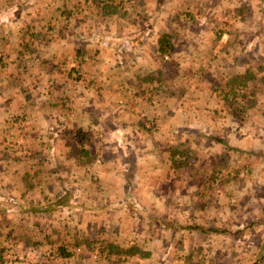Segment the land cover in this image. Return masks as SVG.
Here are the masks:
<instances>
[{
    "label": "rangeland",
    "instance_id": "374dc122",
    "mask_svg": "<svg viewBox=\"0 0 264 264\" xmlns=\"http://www.w3.org/2000/svg\"><path fill=\"white\" fill-rule=\"evenodd\" d=\"M17 1L0 0V14L5 4ZM31 2L34 0H29ZM244 2L232 0L220 14L216 6L214 14L217 18L208 23L198 15L188 21L166 18L159 27L148 22L146 25L150 30H165L174 35L176 52L164 59L158 53L153 68L134 67V72H128L126 69L134 66L129 62L131 65L119 73L133 76L132 87L114 94L101 93L108 105L97 116L95 110L99 111L97 107L105 102L100 105L99 98L92 97L95 102L89 103L86 94H91V88L97 86L100 78H108L117 72L109 66H101L100 61L110 59L112 53L120 59L124 57L123 62L125 56L134 55L128 54L132 47L127 46V41L118 42L112 35L115 32L106 27L111 26L117 31L122 22L129 27L132 24L130 18L97 23L92 26L97 30H85L86 35L62 33L38 38L43 37L44 41L54 44L51 54L45 50V55L56 56L63 48L66 54L61 76L65 75L67 80L62 104L68 111L65 115L68 125L60 146L54 148L55 155L64 161L55 164V170L66 172L65 187L74 191L86 190L87 199L92 201L95 210L81 211L83 214L91 211L96 213V218L97 215L101 218L106 213L103 211L108 212L110 226H95L98 229L96 237L100 238L98 245L100 242L105 245L102 237H106L121 246L136 244L152 252L149 259H133L123 264H256L264 256V34L250 37L241 34V29L250 27V20L245 18V21L235 22L233 15L229 16L235 15V9L241 8L237 4ZM248 2L244 11L247 10V14L249 11L250 16L254 8L249 7ZM100 3L103 1H99L98 6ZM160 4L165 8L172 5L166 0L160 3L146 0V13H154ZM10 23L5 20L3 30L0 25V53L10 55L7 61L16 58L10 42L22 36L15 37ZM74 26L75 19L72 18L67 27ZM213 28L217 32L229 31L219 35L213 33ZM80 37L101 46V51L92 48L78 56L77 44L85 43ZM3 40L8 44L4 45ZM221 44L224 47L217 51L216 47ZM211 46H214L212 52H200L192 67L186 65L195 48L200 51ZM24 52V56L20 55L23 58L27 56V50ZM147 54L140 55L146 57ZM35 63H10L4 71L0 69V75L6 77L13 92L18 91L19 86L29 90L33 82L41 90L47 87L50 91L58 92V88L62 91V85L52 79L51 71H46V76L39 82L36 76L27 77ZM259 65L262 71H257ZM56 69L58 67H51V70ZM233 77L242 78V86L237 88V84H230ZM93 80H96L94 84L91 83ZM114 85L117 87L116 83ZM103 86L113 87L110 83ZM227 93H230L228 100ZM92 106L96 109L91 110ZM27 110V106H20L19 114L12 113L9 119L19 116L20 126H13L11 132L1 134L0 131V136L14 137L8 143L13 145L12 158L20 159L15 165L22 166L21 170L39 172L38 176L42 178L44 169L41 166L48 168L46 161L52 162V157L47 155V150L36 149L39 160L30 159L29 153L22 150L28 149L23 147L22 137L26 139L23 135L29 136L31 127L36 130L37 121L33 122L32 115L42 117L35 113L29 115ZM73 110L75 113L71 112ZM123 123L127 126L121 130ZM91 125L95 129L92 128L88 136ZM77 131L87 135L90 145L84 142L83 147L87 153L81 151L80 142L75 145ZM40 134V131L34 133L33 138ZM75 147L79 149L78 155L73 152ZM33 160L42 163L29 169L28 162L33 166ZM50 181L53 183V179ZM40 185L42 183L37 181L36 191H30V198L41 200L49 194H44ZM125 190L126 194L121 196ZM75 196L69 192L65 197H53L52 214L47 216L42 212L43 208L23 207L14 194H0V264H66L62 252L58 251L60 243L57 241L72 240L68 242V251L72 255L81 247L73 241L83 231L74 224L79 212L74 209L64 211L63 208L74 203ZM64 222L69 225H63ZM85 231L87 234L89 228ZM250 243L256 247L249 248ZM67 264L76 262L71 259ZM81 264L96 262L87 260ZM260 264H264V260Z\"/></svg>",
    "mask_w": 264,
    "mask_h": 264
},
{
    "label": "crops",
    "instance_id": "0c3cea01",
    "mask_svg": "<svg viewBox=\"0 0 264 264\" xmlns=\"http://www.w3.org/2000/svg\"><path fill=\"white\" fill-rule=\"evenodd\" d=\"M18 1H17L18 3L11 2L9 4H5L4 5L5 9H3L2 14H0V18H2V24H0L2 26V30L5 24V20H7L8 22L10 21L12 23L11 31L15 33V37L18 36V34L22 35L19 40L14 39V41L10 42L13 44L9 45L12 46L14 49L15 57H16L15 59L11 61H7L6 58L10 55H6L5 53H0V69L1 71H4L5 68L8 67V64L10 63H16V62L30 63L31 61L36 62L35 64H32V68H30V66L28 65V68L30 69L27 72V77L30 78L31 76L34 77L36 76L37 82H39L40 80L44 79V77L46 76V71H51L53 75L52 79L56 80L57 85H62V91L60 88H58V92L50 91L47 90V87L41 90L39 89V87H37L38 84L33 82L32 84L30 83L29 90L23 88L22 86H19L20 88H23V90L22 89L20 90V88H18L19 89L18 91L13 92L12 90L13 87L12 88L9 87L8 86L9 82L5 81L6 77L0 75L1 134L4 131L11 132V130L14 129L13 126L14 127L15 126L17 127V125L20 126L19 116L16 119H9V117L14 112L19 114L20 106L23 107L27 106L28 109L27 113L29 115H31V113H35L37 115L41 114L42 117L36 118L34 115H32L33 122L37 121L36 130L34 129V127H31L29 130V136L26 134L23 135L26 138L24 140L22 137V141L24 143L23 147L28 149L22 148V150L24 151V153L26 152L29 153L28 158L30 159H35V158L38 159L37 158L38 150L35 151L36 149H42L43 151L47 150L46 151L47 155L52 157V162L50 160L46 161V164H48V168H45L46 165H44V168L43 166H41L42 169H44L42 171V178L38 176L39 172L21 170L23 169L22 166L15 165V162H20V159L17 158L16 161V158H12L13 152L11 151V149L13 145L8 143V142L11 143L14 137H11L10 135L4 137L1 135L0 136V194H12V195L14 194L21 200L23 207L28 208L30 205V209H34V210L39 207L43 208L42 212H45V215L47 216H51L52 214L50 212L52 206V205L50 206V203L52 202L53 197L55 199L56 197L58 198L65 197L66 194H69V192L76 194L75 202L69 204L68 206L65 205L63 208L64 211H67L66 209L69 210L74 209L75 211L79 212V215H77V217L74 220L75 221L74 224L78 225L79 230H83V231L82 233H80L79 235L80 237L74 238L73 241L77 242V245L81 246L82 248L78 247L79 252L72 255L68 251V249H70V246H68V242L72 240L60 239L59 241H57L60 243L58 251H60L61 246H64L67 248V252L71 254L70 257L65 258L66 264L71 259H73L76 262V264H81L82 262H85L87 260L89 262L94 260L96 264H116V263L123 264L124 262L133 260V259L126 260L124 258L122 260H117L115 256H111V258H108L107 253H102L99 251V245L97 244V242L92 244L91 246H88L89 243L91 244V242L100 239L97 238L95 234L96 233L95 231L98 230L95 228L96 224H99L98 227L101 228H107L110 226L109 225L110 218L107 215L108 212L103 211L106 213L101 218H98L99 215H97L96 218V213L94 212L95 214H93V212L91 211H89L88 214H83V212L81 211H85L88 209L95 210V208H93L94 204L91 203L92 201H88L87 199L88 195L86 193V190L75 189L74 191L71 190L70 188L65 187L66 181L68 179L66 172L55 170V164L61 161L64 163V161L62 158L60 159L59 156L55 155L54 148L56 146H60L63 138L65 137L66 129L68 125L65 117L68 111L65 109V106L62 104V102H65L64 99H65L66 91L64 89L65 88L64 84L66 83L67 80L65 75L61 76V68L65 66L64 64L66 61L65 58L66 54L65 52H63L65 51V48H63L62 52H59L56 56L45 55L44 53L45 50H47L48 53L51 52V47H52L51 45L53 43L50 44L48 43V41H44L43 37L42 39H38V38L40 36H44L45 38L50 34L58 35L62 33H64V35H67V33L69 35L75 33L76 34L81 33L80 36L84 34L86 35L88 34L86 31L91 30L92 26L96 25L97 23L107 22L105 20H108L109 22H118L120 18H124V19L125 17L130 18V21L132 22L131 24L132 26L129 25V27H127L128 24L126 26L124 22H122L121 27L117 28V31L114 30L113 28H110L111 26L106 27V30L109 31L110 29H112V31L115 32L112 33V35H115L114 39H118V42L127 41V46L132 47L129 50L131 52H129L128 54L132 53L136 56L143 53H149V54H147L146 57L140 55V57L135 58L133 55L126 58L124 53L122 55L125 56L126 60L125 62H123L124 57L120 59V56L117 57L114 53H112L110 59L106 60L105 62L100 61L101 66H109V68H112L115 72L116 71L117 72L115 74L110 75V77L108 78H100L97 82L96 80H93L91 82L92 84L96 82L97 86L95 88H91V92H90L91 94H86L89 96L86 98L87 99L86 101L92 103L95 102L93 98H99L98 100H100V102L98 103L100 105H102V103L105 102L103 106L97 107L98 110L100 109L99 111L95 110L96 112L95 115L97 116L99 115V113L102 112V110L106 109L105 105L108 102V100L104 98V96L101 93L105 95H108V93L114 94L115 92L118 91L119 92L124 90L127 91L132 87V84L134 83L133 76L131 75L122 76L123 74L119 73L122 72L123 69H126L129 65H131L129 62H133L134 66L127 68L126 71L128 72H134L135 70L134 67L153 68V66L157 64V55H158L157 42L158 39L167 32L165 30L162 31L158 29L150 30L148 28V25H146L148 22L151 25H156L157 27H159L160 22H162V20H166V18L167 19L171 18V20H175V21L178 19L188 21L190 19H193L195 15H198L199 17L203 18L206 23H208L217 18L216 14H214V10L217 9L216 6H218V8L220 9L219 12L220 14L221 12L224 11V10L221 11L222 9H224L228 5H231L232 0H166L172 3L170 8H165L162 4H160L161 6H158V8L155 9V12L150 14L146 13L147 10L146 9L147 6H145L146 0H39V2L38 1L35 2L34 0V2L31 3H29V0H18ZM23 1L25 4L23 3ZM99 1H103V3H100V6H98ZM157 1L158 3H160L164 0H157ZM246 1H249L248 2L249 7H251L252 9L254 8L253 11L251 10L250 16H248L249 11L248 14H247V10L244 11V8L246 7ZM105 4H109V6L104 10V7L106 6ZM42 5L43 8L41 9ZM237 6L241 8H236L235 9L236 14L234 15L232 13L229 16L233 15L235 22L245 21V18H248V20H250L248 23L250 24V27H247L246 30L241 29L240 33L245 34L249 37L256 35H263L264 34V23H263L264 0H245L244 4L238 3ZM135 11L137 13L136 15L134 14ZM171 14L172 16H170ZM72 18L75 19V26L74 28H69L67 27V23L68 21L71 22ZM133 18L136 21H133L132 20ZM221 19L222 18H220L219 20ZM61 23L63 24L62 27H60ZM55 24H59V25L56 26ZM93 29L97 30L96 28H92V30ZM217 31L215 28H213V33H216ZM228 31L229 30L226 31L221 30L220 32L217 33L219 35H226ZM8 35H12V34H8ZM80 40L85 43L77 44L76 49L78 50V54H79L78 56L80 55L83 56V52L91 51L92 48H95L94 50L96 52H97L96 49L99 50L101 49V46L91 44L92 42H90V39L82 40L80 37ZM96 41L98 43L100 42L99 40ZM2 43H4V45L8 44L7 42H4V40L2 41ZM251 44L249 46H251ZM62 45L63 47L65 46L64 44ZM58 46L60 47L59 44ZM102 46H104L103 43ZM222 47H224L223 44L217 46L216 47L217 51H220L219 49H221ZM213 49L214 46H211L203 50L200 49V51H198V49L195 48L193 50L194 55L188 58L189 60L186 63V65L188 67L189 66L192 67L196 60V55L200 54V52H203L205 50L212 52ZM26 50H27V56L23 58L20 55L24 56L25 55L24 51ZM220 54L216 56H219ZM141 57L144 59L141 60L140 59ZM180 59L182 60L183 58L181 57ZM81 60H83V58H81ZM52 66L58 67V69L51 70ZM35 67H39L41 70H36ZM257 71H262V69H260V65L257 66ZM3 75H6V72L3 73ZM20 77L21 75L18 74L17 78L20 79ZM101 82L103 83L100 84ZM19 83L23 85L21 80L19 81ZM106 83H110L111 86H113V84L116 83L117 87L115 85L113 87L103 86V84ZM15 84L16 83H12V85ZM126 84H128L129 86H125ZM48 87L50 86L48 85ZM96 94H100V95L95 96ZM36 99L37 100L40 99L42 102H39ZM94 109H96V107L95 108L93 107L91 110ZM71 112L75 113V110ZM125 112L127 113V108L125 109ZM29 120L30 119L28 118V122ZM12 121L13 123L16 122V124L14 123L13 125ZM30 123L32 122L30 121ZM90 124H92V122ZM94 124H96V122H94ZM125 125L126 123L122 124L121 130H124V128L126 129ZM26 126H24V130ZM186 126L190 127L188 126V124H186ZM75 127L76 124L74 125L73 128ZM92 128L93 126L91 125L89 129L90 133L88 132V136L91 135ZM27 131L28 130H26V133ZM39 131L42 132V134H40V136L36 135V137L33 138L34 133ZM5 138L7 139L5 140ZM51 147L53 148L52 152H51ZM32 162H33V166L30 165V162H28L29 169L30 168L34 169L35 168L34 164L42 163L36 160H33ZM44 162L45 160L43 161V164ZM90 177H91L90 179L91 181L93 177L92 176ZM51 179H53V183H51L50 181ZM21 181L23 182L22 184ZM37 181L39 183H42V185H40V188L44 190L43 193L44 194L49 193L45 195L41 200H37L38 198H34V197L30 198L31 195L30 191L31 190L36 191ZM121 190L122 189H120V191ZM125 194H126V190L124 193H122L121 196H124ZM111 202L112 201H110L107 204L109 205ZM99 211L101 210L99 209ZM42 216H44V213H42ZM63 225H69V224H66L64 222ZM87 228H89L90 232L89 231L87 232L90 234L88 233L85 234L86 232L85 230ZM103 231L104 230H102V232ZM205 234L207 236V240L209 241L208 233L205 232ZM46 239L50 243L53 242V240L50 238H46ZM102 242H105L107 244L109 240L106 237L105 238L102 237ZM100 245H102L101 242ZM253 247L255 248L256 245L250 243L249 248H253ZM151 256H152V252H151ZM135 264H141V263L138 262Z\"/></svg>",
    "mask_w": 264,
    "mask_h": 264
},
{
    "label": "trees",
    "instance_id": "16d2710c",
    "mask_svg": "<svg viewBox=\"0 0 264 264\" xmlns=\"http://www.w3.org/2000/svg\"><path fill=\"white\" fill-rule=\"evenodd\" d=\"M105 5L106 6L104 7V10L109 6V4H105ZM173 39H174L173 35H171L169 33L163 34L158 39V42H157L158 53L160 54L162 59H164L166 57L170 58L176 52V47H175V43L173 42ZM230 84H237V88H239V86H242V84H243L242 78L233 77V78H231ZM233 90H234V88H233ZM229 94L230 93L226 94L227 100L230 98ZM234 95L237 96L236 94H234ZM74 138L76 139L75 145L80 142L82 144L81 151L84 153H87L88 151L83 149L84 142L88 143V141H89L86 133L83 131H77ZM88 145H90V143H88ZM73 152L75 153V155H78L79 149L77 147H75L73 149ZM96 242H97V240L94 242H91V244L89 243L88 246H91L92 244H94ZM60 251L62 252L61 255L64 258L70 257V255H71L69 252H67V248L64 246L60 247ZM99 251L102 253H107L108 258H111V256H115L117 258V260H122L123 258L126 260H128V259L146 260V259H149L151 257V252L143 249L139 245L133 244V245H129V246L125 247V246H121L120 244H117L116 242H113V241L112 242L109 241L107 244H105L103 246L99 244ZM2 252H3V249H2ZM0 258H1V255H0Z\"/></svg>",
    "mask_w": 264,
    "mask_h": 264
},
{
    "label": "water",
    "instance_id": "95a60500",
    "mask_svg": "<svg viewBox=\"0 0 264 264\" xmlns=\"http://www.w3.org/2000/svg\"><path fill=\"white\" fill-rule=\"evenodd\" d=\"M263 260H264V256H263V258L259 259V260L256 262V264H260Z\"/></svg>",
    "mask_w": 264,
    "mask_h": 264
}]
</instances>
